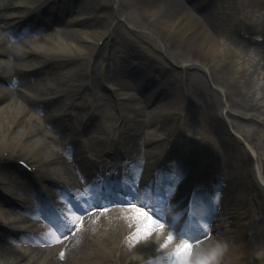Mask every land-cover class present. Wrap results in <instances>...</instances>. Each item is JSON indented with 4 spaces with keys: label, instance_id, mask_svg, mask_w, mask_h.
Wrapping results in <instances>:
<instances>
[{
    "label": "bare ground",
    "instance_id": "6f19581e",
    "mask_svg": "<svg viewBox=\"0 0 264 264\" xmlns=\"http://www.w3.org/2000/svg\"><path fill=\"white\" fill-rule=\"evenodd\" d=\"M38 1L0 0V162L16 165L15 159L24 156V159L31 161L36 167V172L50 179V182L52 180L53 183L68 186L75 180L82 189L89 190L92 197L85 200L77 195L78 192H67L72 203L70 217L65 222L57 221L54 230L52 228L47 233L39 231L36 224L45 222L43 220H56L57 209L55 211L51 207L42 210L35 202L26 200L23 201L21 211L4 209L3 199L0 197V212L5 216H1V223L7 224L9 217L14 215L12 213L19 212L31 220L39 221L28 226L20 225L19 228H24L25 232L17 238H12L4 229L5 226L0 225V264H164V196L161 194L164 190V161L160 150L161 147L164 148V144L159 142L164 139V120L159 122L152 133L141 130L155 124L160 118L158 111L164 105V78L153 81L155 78L152 80L150 76L153 67L141 55L136 58L144 63L142 66H135L126 57L122 60V56L121 60L117 59L112 63L116 52L107 55L111 56V62L109 71L106 69V76L96 77V73L92 78H88L86 73L74 76L75 67L79 64H64L72 58L89 54V49L96 50L100 39L105 36L112 38L114 33L104 29L107 21L96 14V7L93 9L95 0H60L63 3L60 8H56L57 5L51 0ZM160 1H143L148 5L145 10L154 14L157 12L156 7L162 4ZM155 2H160V5L155 6ZM24 6L29 8L22 10L24 12L19 11ZM106 10L108 9H102L101 12ZM121 10L122 8L118 10L119 13ZM66 13H69L68 16ZM20 17L19 22L23 18L29 19L22 30L19 25L13 26L14 21ZM160 22L164 24V15L160 16ZM54 24L56 26L53 30L50 29ZM31 34L39 36L29 38ZM25 37L28 39H23ZM91 41L96 45H90ZM22 43L31 47L24 48L21 52L12 49V46ZM100 51L104 53L105 47ZM32 53H41L45 58L31 57ZM59 56H63L61 65L66 70L56 76L57 72L51 70L57 66H51L59 64ZM49 61L51 65L48 66L51 68L47 66L44 70L42 65ZM102 79L116 93L121 94L120 112L134 123L132 130L135 135V151L128 160L126 170L120 163L125 161L121 153L112 149L105 151L103 146L106 140L103 139L104 142L100 143L98 139L115 119L104 110L99 114H90L89 107L85 105L88 88L95 87V83ZM63 80L80 82L83 92L77 90L72 95L67 94L57 101V109H53L47 98L41 99L39 96L45 94V88L51 90V94L57 92L58 88L64 90L66 82H62ZM84 83H89V86H84ZM23 87L25 90H22ZM159 88L162 91L161 100L154 94L155 89ZM137 89L141 90L143 96L128 91ZM153 95L155 103L151 97ZM35 98L37 99L33 100ZM124 98H127L125 102ZM63 100L71 105L70 108L61 105ZM62 108L78 109V112L71 111L69 114V118H76L72 122L86 115L89 122L92 120L91 124L86 128V125L83 126L82 130L80 127L66 126L62 123L61 115L56 114ZM86 152L102 157L101 163L90 158ZM141 154L146 155L147 159H156L157 165L161 164V183L156 176L150 174L153 168L150 163L142 162ZM110 157L118 159L115 169L120 172L118 177H114L115 169L110 168L112 175L109 174L108 181L105 182L99 175V170L104 168L101 170L104 177L106 171L110 170L106 160ZM16 167L21 171L25 170L21 166ZM57 167L59 170L56 173L54 170ZM1 168L0 177L6 178L7 192L22 185L15 175L8 174ZM26 172L30 174L29 171ZM146 187L150 188L144 193ZM24 189L33 192L29 187ZM132 189L141 191L133 192ZM154 189L161 194L156 199L161 207L156 206L154 201ZM111 194L120 199L133 200L135 197L134 203L143 200L145 211L155 210V215L149 212L155 224L150 225L148 219L140 216L129 203L127 207H111L107 209V213L104 209H97V205L109 206L110 196H113ZM33 198L35 201L39 200L38 196ZM66 206L68 207L67 204ZM114 211L116 214H113ZM97 251L103 253V257H97ZM154 258L159 262L147 263Z\"/></svg>",
    "mask_w": 264,
    "mask_h": 264
},
{
    "label": "rangeland",
    "instance_id": "374dc122",
    "mask_svg": "<svg viewBox=\"0 0 264 264\" xmlns=\"http://www.w3.org/2000/svg\"><path fill=\"white\" fill-rule=\"evenodd\" d=\"M143 1L145 2L146 0H95V4L93 6V9H94V7H96V9L100 8L99 10H102L105 8L108 9V10L104 11L103 13L99 12V10H98V12L101 15L100 17H104L105 20L107 21L104 29H109L110 31H113L114 39L103 37V38L107 39L106 43L103 45V47H105L107 50L104 56L101 54L99 55V57L97 56V54L94 56V55H92L94 53L92 51V49H89V55L88 56H81V57L72 58L67 63H65L64 65H66V66H73V64H79L78 67H75L76 71L73 74L74 76L78 75L79 73H86L88 76H94V74L96 73L97 76L100 77L103 73V70H104L103 66L108 61H110V57L107 56V54H112V52H116L115 55H116L117 59L119 58L120 55H127L126 52H128V53H130L129 57L136 60L135 55L140 54L145 59L146 58L150 59V61L152 62L151 65L153 68H155V69L158 68L155 71V73H161V71L164 70V28H163L164 24H162L160 22V16L164 15V2H163L164 0L160 1L162 4H161V6L156 7L157 12H155L154 14H150V12L148 13L146 11L148 5H145V3ZM160 2H155L154 5L155 6L158 4L160 5ZM118 5H121L120 8H118ZM28 8L29 7L26 6L25 8H21V10L25 11ZM121 8H122V10L119 13L118 10ZM67 14H69V13H66V16H68ZM118 14H120V15H118ZM28 22H27V24H28ZM55 26H56V24L51 25L50 29L53 30V28ZM38 36L39 35H37V34H35V35L31 34L29 36V38H35ZM97 37L99 38L100 34ZM23 39H28V37H25ZM89 44L94 45L95 43L91 41V43H89ZM29 47H31V46L22 43L19 45L12 46V49L14 51L21 52L22 49L29 48ZM32 47L38 48V46H32ZM32 56H37V57L43 58V59L45 58V56H43L41 53H39V54L33 53V55H31V57ZM47 59L49 60V58H47ZM57 59L60 60L59 64L57 63V65L51 66V67L57 66L54 70H51V72H53V71L57 72V73H55L56 76L60 75L63 70L64 71L66 70V69H63V67L61 65V61L64 59L63 56H59V57H57ZM53 61H55V60H53ZM49 66H48V68H51ZM46 68L47 67H44L43 69L45 70ZM62 82H66V85H65L66 91L60 92V94L65 93L64 96H66L67 94L72 95V94L76 93L77 90H80V92H83V89H80L81 85H79V84H75L74 86H72L69 81L63 80ZM24 89H25V87L22 88V90H24ZM140 89H142V88H140ZM140 89L128 90V91L130 93H134L135 95L141 96L142 92ZM97 92H100L106 98L104 96L100 97L99 96L100 94H97ZM154 94L157 95L158 98L161 100L162 94H161L160 89H157L154 92ZM155 95L151 96V97H153L152 98L153 100L155 99L154 98ZM42 98H43V96H42ZM87 98L88 99L85 101V105H86V107L87 106L90 107V108H88V109H90V113H96L97 112L99 114L100 112H102L104 110L105 113L109 114L113 119H115V121H113V123H115V122L117 123V124L115 123L116 124L115 127L112 128L111 130H110V128H108L106 133L103 135L106 139H108V141L105 142V145L110 146V143H111V148L114 149L115 145H114V141L112 140V138L116 139V138L120 137L119 139L122 140L121 144L124 145L125 147L127 145L126 152H124L123 154H125L126 156L127 155L133 156L134 151H135V146H134V141H133L134 137L132 135L133 131L130 132L127 129V132H125L124 128L129 126V124H126V121L128 119H126L125 123L121 121V117H123V114H120V107H119L120 105L118 103L116 104L115 97L112 95L111 90L109 88H107L105 83H103V82L101 83L99 81L98 84L95 83L94 89L89 88L87 90ZM59 100H61V99H56L55 101L50 100V105H52L53 107L56 108L55 104ZM126 100H127V98H125L123 102H125ZM64 101L65 100H63V102ZM154 103H155V100H154ZM125 109L129 110L128 107H125ZM77 110L78 109H75L74 111L78 112ZM158 112L160 113V116H159L160 118L158 119V121L153 125H149L150 127L148 126L149 128H147V130L145 128L141 129L142 131H145L146 133H152L153 131L156 130V127L158 126L159 122L161 120L162 121L164 120V105L162 106L161 109H159ZM64 117L65 116H63V118ZM124 118H125V116H124ZM74 119L76 120V118H74ZM65 121L70 126H73L75 124L72 122L71 118H69L68 120L64 119V122ZM78 121H80V119ZM103 142L104 141H100V143H103ZM160 143L164 144V139L162 142L160 141ZM141 157L146 158V156H144V155H141ZM148 160L150 163H152V159H148ZM1 166L3 168L2 164H0V168H1ZM57 170H59L58 167L54 171L56 172ZM21 180H26V179L21 178ZM72 183H73L72 185H74V187H76V188L79 187V185L77 183H75L74 180H72ZM45 189H47V188H45ZM11 191L7 192L5 190V182L0 180V197L3 199V202H2L3 207L6 209L11 208L14 210L16 208L17 210H21V208L24 206V203L20 198H23V199L26 198V201L30 200V201L35 202V200L28 198L27 195H29V193H31V192H29L25 189L17 188V189H13ZM51 193L54 194L55 197L58 196L56 194L55 190L52 191ZM60 194L63 195L64 193H60ZM62 195H59V196L63 197ZM39 197L42 198L43 195L39 196ZM131 200L132 199H128V202H123V201H120L116 198H112L109 206H114V207H118V208L123 207V206H126L127 203H129V201H131ZM65 208H67V207H65ZM58 209L61 210V208H58ZM62 210H63V212H62L63 215H65V212H67V211H65V209H62ZM105 213H107V211H105ZM12 214L17 215V217L13 220V218L15 216L11 215L9 217V221L7 222L10 225L4 224V226H5L4 229L8 232V234L12 238H14V237L17 238L19 236H23L20 234L24 233L25 231H24V229H19V225H24V226L31 225L34 223V221L31 220L29 217L25 216L24 214L23 215H19V214H15V213H12ZM113 214H116V212L114 211ZM0 215L2 217H5L4 214H0ZM48 223L53 224L54 222L50 221ZM2 224H0V225H2ZM48 227L50 229L53 226H48ZM37 228H38V230L42 231V233L47 232V228L45 226L40 225ZM24 235H27V233ZM105 244H106V242H104V245ZM97 255H98L97 257H103V253L98 252V251H97Z\"/></svg>",
    "mask_w": 264,
    "mask_h": 264
},
{
    "label": "snow or ice",
    "instance_id": "6c2138e0",
    "mask_svg": "<svg viewBox=\"0 0 264 264\" xmlns=\"http://www.w3.org/2000/svg\"><path fill=\"white\" fill-rule=\"evenodd\" d=\"M133 192H137V191H141L139 189H132ZM135 201V197H133V200L129 201V204H131L134 208H136V211L139 212L140 216L146 217L149 221L150 225L155 224V221L152 220V217L149 215V212H152L153 214L155 213L154 209H149L148 211H145V202L143 200L137 201V202H133ZM138 204V207H137ZM161 227H163V225H160ZM171 235H169V241L171 240ZM177 241H179L182 237L177 236ZM190 244L185 243L183 245H180L179 247L176 248L175 250V257L179 258L184 251L189 250L190 249Z\"/></svg>",
    "mask_w": 264,
    "mask_h": 264
}]
</instances>
